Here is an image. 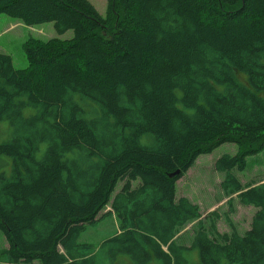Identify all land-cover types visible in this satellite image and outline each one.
Returning a JSON list of instances; mask_svg holds the SVG:
<instances>
[{
    "label": "trees",
    "instance_id": "trees-1",
    "mask_svg": "<svg viewBox=\"0 0 264 264\" xmlns=\"http://www.w3.org/2000/svg\"><path fill=\"white\" fill-rule=\"evenodd\" d=\"M0 14L73 33L26 49L27 69L0 53V264H264V182L231 173L264 150V0H108L104 17L88 0H0ZM226 143L221 189L256 209L243 234L175 196ZM106 205L117 233L80 242Z\"/></svg>",
    "mask_w": 264,
    "mask_h": 264
},
{
    "label": "rangeland",
    "instance_id": "rangeland-1",
    "mask_svg": "<svg viewBox=\"0 0 264 264\" xmlns=\"http://www.w3.org/2000/svg\"><path fill=\"white\" fill-rule=\"evenodd\" d=\"M97 12L104 17L108 0H88ZM115 20V19H114ZM73 36L72 31H67L63 35L55 32L53 23H45L28 27L19 20L0 14V53L7 54L12 58L15 69H27L30 67L26 49L29 53L36 50L41 44L57 38L61 42V49H69V39ZM10 137V126L8 122H0V144L6 142ZM238 147L235 144H222L209 154L200 155L194 164L188 169L183 177L176 181V199L185 197L199 207L201 220L204 224L212 218L217 219V229L221 233L231 232V227L243 234L250 228V223L254 212L253 207H244L237 201L236 195H226L221 189V183L225 179V174L215 169L214 163L222 155H235ZM0 163L7 171L10 160L4 157ZM242 185L260 184L264 182V150L245 159V166L242 171L236 169L231 172ZM123 183H117L112 199L120 191ZM133 187L137 186L135 182ZM110 206L106 205L96 219L93 226H87L80 235L79 241L90 243L95 246L103 240L114 235L118 231V223L110 212ZM198 220L186 224L176 235L178 244L189 247L196 233ZM0 246L6 247L5 239L0 236ZM190 257L197 261V251L193 250ZM127 257L121 256L118 264H129ZM154 264V263H151Z\"/></svg>",
    "mask_w": 264,
    "mask_h": 264
},
{
    "label": "water",
    "instance_id": "water-1",
    "mask_svg": "<svg viewBox=\"0 0 264 264\" xmlns=\"http://www.w3.org/2000/svg\"><path fill=\"white\" fill-rule=\"evenodd\" d=\"M178 174V172H175L174 174H172V176L174 177V175H177Z\"/></svg>",
    "mask_w": 264,
    "mask_h": 264
}]
</instances>
